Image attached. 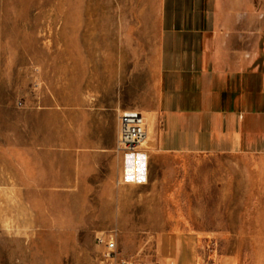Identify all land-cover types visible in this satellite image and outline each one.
<instances>
[{
  "label": "rangeland",
  "instance_id": "374dc122",
  "mask_svg": "<svg viewBox=\"0 0 264 264\" xmlns=\"http://www.w3.org/2000/svg\"><path fill=\"white\" fill-rule=\"evenodd\" d=\"M185 14L241 16L264 51V0H0V264H264V166L231 182L215 154L170 156L156 135L145 156L97 149L104 105L153 131Z\"/></svg>",
  "mask_w": 264,
  "mask_h": 264
},
{
  "label": "crops",
  "instance_id": "0c3cea01",
  "mask_svg": "<svg viewBox=\"0 0 264 264\" xmlns=\"http://www.w3.org/2000/svg\"><path fill=\"white\" fill-rule=\"evenodd\" d=\"M204 15L170 21L153 111L160 122L153 135L155 151L215 154L218 166L232 171L231 182L240 181L242 168L244 181H256L257 167L264 166V51L249 27L241 33V16ZM95 111L99 121H115L114 132L97 147L112 150L121 112L114 114L107 105Z\"/></svg>",
  "mask_w": 264,
  "mask_h": 264
},
{
  "label": "built area",
  "instance_id": "2783aa9c",
  "mask_svg": "<svg viewBox=\"0 0 264 264\" xmlns=\"http://www.w3.org/2000/svg\"><path fill=\"white\" fill-rule=\"evenodd\" d=\"M148 128L144 114L137 110H125L119 116V129L117 139V150L133 155L145 156L143 145L148 139ZM99 241H103L99 238ZM108 255H115V242L113 237L108 238ZM120 264H126L124 262Z\"/></svg>",
  "mask_w": 264,
  "mask_h": 264
},
{
  "label": "bare ground",
  "instance_id": "6f19581e",
  "mask_svg": "<svg viewBox=\"0 0 264 264\" xmlns=\"http://www.w3.org/2000/svg\"><path fill=\"white\" fill-rule=\"evenodd\" d=\"M152 130H153V131L150 132V129H148V131H149V132H148V134H149V135H148V139H149L150 136H153V135H154V132H155V115H152ZM148 139H147V140H148ZM147 140H146V141H147Z\"/></svg>",
  "mask_w": 264,
  "mask_h": 264
}]
</instances>
